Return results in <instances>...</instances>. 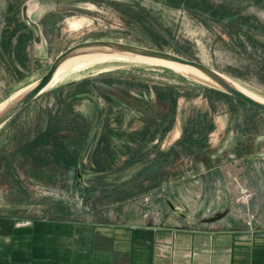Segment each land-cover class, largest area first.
<instances>
[{
  "label": "rangeland",
  "instance_id": "obj_1",
  "mask_svg": "<svg viewBox=\"0 0 264 264\" xmlns=\"http://www.w3.org/2000/svg\"><path fill=\"white\" fill-rule=\"evenodd\" d=\"M25 18L38 26L39 36ZM95 40L200 62L264 100V0H0V104L41 78L60 53ZM117 76L139 85H118ZM83 80L95 92L78 97L72 107L90 122L85 130H93V140L79 167L54 163L56 151L48 147L41 148L37 160L21 148L9 150L11 130L25 135L30 128L31 136L38 135L47 117L43 111L62 106L53 93L24 109L12 128L0 131V222L95 224L108 218L123 225L121 216L136 217L127 212L129 205L136 209L142 199L157 196L164 184L177 180L182 183L168 188L179 199L174 211L179 217L228 206L218 214L227 211L226 216L251 224L261 221L252 206L264 204L263 112L191 86L199 82L172 70L117 58L67 70L47 92L76 82L60 90L70 97ZM165 85L179 89L173 119L156 97L155 88ZM191 123L206 126L208 136L202 147L193 141L189 151L180 140ZM150 127L151 137L141 135ZM103 133L110 142L107 153L99 145L96 150ZM67 136H61L65 144ZM98 157L103 161L97 162ZM209 168L215 171L207 174ZM3 226L0 243L11 239Z\"/></svg>",
  "mask_w": 264,
  "mask_h": 264
},
{
  "label": "crops",
  "instance_id": "obj_2",
  "mask_svg": "<svg viewBox=\"0 0 264 264\" xmlns=\"http://www.w3.org/2000/svg\"><path fill=\"white\" fill-rule=\"evenodd\" d=\"M176 131L174 141L180 135ZM173 184H164L157 196L142 199L136 209L129 205L127 212H136V217L121 216L123 225L108 218L95 224L33 220L20 225L3 220L0 224L8 227L11 239L0 243V264H264V204L252 206L261 218L256 224L232 219L227 211L214 220L228 206L179 217L169 204L179 206L168 188Z\"/></svg>",
  "mask_w": 264,
  "mask_h": 264
},
{
  "label": "trees",
  "instance_id": "obj_3",
  "mask_svg": "<svg viewBox=\"0 0 264 264\" xmlns=\"http://www.w3.org/2000/svg\"><path fill=\"white\" fill-rule=\"evenodd\" d=\"M220 8L223 10L229 9L227 6L226 7L222 6ZM117 77H118L117 80L119 81L118 85H122V84L130 85V83L139 85L138 83H134L129 80H124L120 76ZM83 81L78 82V86L76 85L77 89L73 90V93L70 92L72 93L69 95L70 97H65L66 95L64 94V92L63 91L61 92L60 90H64V88L68 86H73V84L76 82L63 84L61 86L56 87L52 91L45 92L44 94L39 96L36 100H38L40 97H43L46 93L49 94L53 93L55 99H57V101L62 103V106L58 108L56 112H52L51 110L49 111L47 109L43 111V115L47 117H45V119H41V128L38 135L31 136V129L27 127H26L27 133L25 135L23 134V131H17L15 128L14 130L10 129L11 133L7 138L10 139L8 143L10 147L9 150H12L13 148L14 150L21 148L27 154V158H32L33 160L34 159L37 160V156H39L38 153L40 152L41 148L43 149L48 147L49 149L56 151L55 159L52 158L54 163L61 165L62 167L64 166L65 168L79 167L85 152L87 151V149H89L90 144L93 140L92 139L93 130L92 131L85 130V128L90 125V122L85 118H83V116L78 112H76V110L72 107L73 104H76L75 101L79 100L81 97L86 98L87 96L93 95V93L95 92L94 88L92 90L90 89L91 83L89 85L88 84L83 85L84 83H87L88 80L87 81L83 80ZM189 83H191V86L193 85L201 89L212 91L214 93H219L221 95L230 97L232 99L239 100L235 97L205 87L198 83L195 82H189ZM155 90H156L157 101L163 106L169 107L171 113L170 114L171 118L169 119H173V116L176 115L177 112V101L180 96V94L178 93L179 89L175 86L165 85V86H158L155 88ZM72 97L73 99H71ZM240 102L243 103L242 101ZM28 106H26L24 109H26ZM23 110L20 111L15 117H13L2 129H0V131L5 129L9 130V128H12L11 125L13 120L21 112H23ZM163 118L166 119L165 116ZM150 124L151 126H153L154 122H151ZM199 126L197 124L195 125L191 123V125L188 124L187 128L184 130L180 142L183 144V147L185 145L187 150L193 144V141L197 142V145H199V147H202L203 143L206 142L205 139L208 136L207 127L205 126V130H203V126L201 127ZM103 127L105 131L109 130L107 123H105ZM92 129L94 128L92 127ZM151 130H152L151 127L149 128V130L144 129L141 131V135L151 137L153 134ZM65 134L70 135V137L67 136L69 138L68 139L69 141L66 144L62 141L63 138L61 137L62 135ZM98 145L104 147L105 149L104 153H107L110 148V142L108 140V136L103 133L98 140L96 150H98L99 148ZM189 151L192 150L189 149ZM98 160L103 161L99 157L97 158V162Z\"/></svg>",
  "mask_w": 264,
  "mask_h": 264
},
{
  "label": "water",
  "instance_id": "obj_4",
  "mask_svg": "<svg viewBox=\"0 0 264 264\" xmlns=\"http://www.w3.org/2000/svg\"><path fill=\"white\" fill-rule=\"evenodd\" d=\"M26 22L29 25V27L32 29V31L35 33V35L39 36L38 26L31 19H26ZM105 48L111 49V51H113V53L115 54H135L144 57L158 58L196 69L197 71L201 72L203 75L211 79V81H213L214 84L202 80H198L178 72L176 73L180 74L183 77L191 78L199 82L198 84L200 85H203L205 87L235 97L240 101H242L243 103L247 104L248 106L264 113V103L256 100L255 98L241 91L231 83L227 82L219 74V72L205 66L200 62L189 60L171 53L157 51L134 44H128L124 42L111 41V40L109 41L95 40V41H86L79 43L73 47L68 48L66 51L60 53L56 57L52 65L50 66L49 70L41 78H39L34 83L27 85L26 87L15 93L13 96L8 98L6 101H4L0 105V109L5 107V106L3 107V105H7V106L2 111H0V129H2L13 117H15L26 106H28L30 103L35 101L39 96L47 92L49 88L51 89L54 87V85L50 86V84L53 81L57 69L66 59L78 54H87L91 52L92 49H105ZM160 67L166 68L168 71L172 70L164 66H160ZM169 204L174 211H178L170 202ZM224 214L225 213H220L216 215L214 217V220L222 218Z\"/></svg>",
  "mask_w": 264,
  "mask_h": 264
},
{
  "label": "bare ground",
  "instance_id": "obj_5",
  "mask_svg": "<svg viewBox=\"0 0 264 264\" xmlns=\"http://www.w3.org/2000/svg\"><path fill=\"white\" fill-rule=\"evenodd\" d=\"M115 58L122 59L125 61H131V62H139V63H145V64H150V65L164 66V67L174 70L175 72L181 73L183 75L190 76L195 79L214 84L213 81H211V79L203 75L201 72L191 67H188V66L180 65L174 62L163 60V59L144 57V56H139L135 54H115L113 53V51H111V49L105 48V49H92L91 52L87 54H78V55H75V56H72L66 59L57 69L50 86H52L57 81V79L60 77V75L67 70L79 68L83 66L84 64L91 63L93 61H101V60H107V59L110 60V59H115ZM222 77L227 82L231 83L232 85H234L241 91L245 92L246 94L250 95L256 100L264 103L263 99L255 97L254 95L248 93L247 91H244L242 88L236 85V83L231 82L229 79H227L224 76ZM4 106L6 107L7 105H3V107ZM4 108H1L0 111H2Z\"/></svg>",
  "mask_w": 264,
  "mask_h": 264
}]
</instances>
